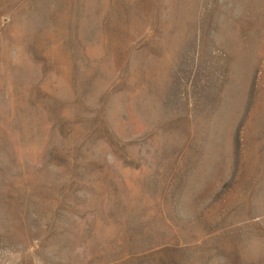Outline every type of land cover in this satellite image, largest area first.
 Segmentation results:
<instances>
[{
  "label": "rangeland",
  "instance_id": "374dc122",
  "mask_svg": "<svg viewBox=\"0 0 264 264\" xmlns=\"http://www.w3.org/2000/svg\"><path fill=\"white\" fill-rule=\"evenodd\" d=\"M0 264H264V0H0Z\"/></svg>",
  "mask_w": 264,
  "mask_h": 264
}]
</instances>
